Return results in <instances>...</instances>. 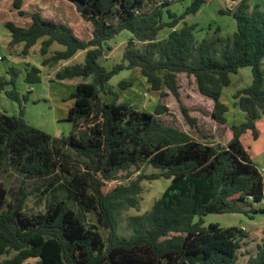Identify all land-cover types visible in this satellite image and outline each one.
Listing matches in <instances>:
<instances>
[{
    "label": "trees",
    "instance_id": "1",
    "mask_svg": "<svg viewBox=\"0 0 264 264\" xmlns=\"http://www.w3.org/2000/svg\"><path fill=\"white\" fill-rule=\"evenodd\" d=\"M69 1L92 23L89 38L79 37L68 24L36 10L25 26L4 22L10 42H23V53L39 40L42 64L69 60L84 51L82 61L59 65L55 80L91 79L76 82L70 92L73 103L67 119L72 127L67 134L52 136L22 114L0 110V177L8 166L22 176L15 189L0 179V254L8 255L0 264H24L28 258H34L31 264H264V241L244 261L239 259L245 239L254 238L248 229L222 226L218 221L205 224L203 219L211 212L249 216L264 212V207L253 205L264 198V177L242 143L247 130L258 136L256 120L264 114V11L256 6L250 10L246 0H239L234 8H220L235 17L236 29L222 36L217 26L214 35L195 41V25L187 24L184 17L207 0H192L180 13L165 8L166 3L140 11L142 0ZM21 3L13 0L17 8ZM181 19L182 25L175 27ZM165 26L172 28L166 37L158 38ZM122 29L131 32L123 61L107 68L99 57L110 47L108 39ZM135 39L143 44L136 46ZM53 42L62 48L46 55ZM244 65L251 66L252 81L233 93L234 105L244 112V119L226 127L225 143L196 139L163 122L159 114L168 110L163 102L153 111L142 110L105 88L120 69L139 67L151 89L165 95L166 87L185 120L196 126L197 117L189 113L179 93L177 74L185 72L193 75L197 90L213 100L210 115L224 123L228 106L220 98L222 88L230 83V74ZM39 72L37 65L30 64L25 81H39ZM14 79V75L9 80L0 78V91L17 99ZM6 83L12 88L6 89ZM118 84L125 87L131 81ZM101 91L112 94L111 99L100 100ZM141 161L158 170H141L104 190L107 180ZM158 177L170 181L149 209L131 215V232L120 233L117 215L138 204L142 179ZM30 178L36 183L27 188L25 180ZM35 192L45 195L46 207L28 212L26 199ZM72 199L95 213L96 221L107 230L106 237L95 224H86Z\"/></svg>",
    "mask_w": 264,
    "mask_h": 264
},
{
    "label": "rangeland",
    "instance_id": "2",
    "mask_svg": "<svg viewBox=\"0 0 264 264\" xmlns=\"http://www.w3.org/2000/svg\"><path fill=\"white\" fill-rule=\"evenodd\" d=\"M192 0H142L140 11L151 10L160 3H166L167 6L176 13H180L191 3ZM237 0H207L194 13L185 15L184 20L187 24H194L193 39L201 40L203 37H210L219 27V34L222 36L231 35L236 29V19L228 12H221L220 8H234ZM249 9L258 7L264 11V0H246ZM233 3V4H232ZM21 9L22 12L19 11ZM39 11L42 16L63 22L72 27L75 34L87 39L91 36L92 23L83 18L76 9L75 5L69 0H22L20 8L13 5V0H0V78L9 80L14 75V84L17 90L18 98L9 97L4 90L0 91V110H5L9 114H22L23 118L30 124L37 126L52 136L67 134L71 127L72 121L67 119V111L73 103L70 92L73 90L74 83L80 80H90L91 77L75 76L73 78H64L55 80L54 73L56 68L67 62L82 61L84 51H78L72 58L57 63L42 64L43 55L39 51V40L30 48L28 53H23V42L11 43L9 29L4 25L5 21H13L18 25H27L30 23V14L33 11ZM165 12V11H164ZM164 18L168 19L167 13ZM182 19L178 21L175 27L182 25ZM171 26L163 27L157 34L158 38L167 36ZM131 32L122 29L112 38L108 39L110 47L103 49L99 57L100 63L105 67L111 68L113 64L123 61V49L127 44V39ZM143 43L135 39V45L141 46ZM55 48H62V45L53 42L46 55L52 53ZM30 64L37 65L40 68V80L29 83L25 81V70ZM12 66L14 69H9ZM264 70V58H263ZM14 72V73H13ZM231 81L222 88L221 100L229 105V110L225 112L229 122H240L244 119V112L234 105L235 90L242 88L252 81V68L250 65L240 66L236 72L230 74ZM120 80H130L131 84L125 87L119 85ZM177 81L179 83V93L182 102L189 108V113L197 117L196 126L190 125L181 112L180 106L174 95L165 87L167 94L160 95L159 91L151 89L145 76L141 73L139 67L122 68L114 73L105 83V88H112L119 94V99L128 100L135 108L153 111L158 102H168V110L159 114L163 122L172 124L181 129H185L193 135L194 138L213 142L217 136L224 139L223 123L215 121L210 115L208 99H212L201 94L195 84L193 75H187L185 72H178ZM6 89L12 88L11 83L5 84ZM30 89V91H28ZM112 94L104 91L100 92V100L108 101ZM264 115V114H262ZM261 115V116H262ZM260 116V117H261ZM259 118H257L258 120ZM256 120V121H257ZM82 126V120H79ZM260 134L257 139L252 138L248 132L242 143L250 153V157L257 165L258 169L264 175V124L261 119L258 120ZM216 137V138H215ZM144 170L151 172L158 170L147 161H141L138 164H131L127 170L119 172L120 177L107 180L103 185L104 190H108L118 181H127L128 178L136 175L139 171ZM129 173L126 176V173ZM22 176L12 166L2 173L0 179L10 189L17 188ZM170 179L158 177L152 179H142V190L140 199L136 206L124 208L117 215V226L120 233L127 235L131 232L129 220L131 215L143 213L151 206L152 202L161 195ZM36 183V179L30 178L25 180V186L31 188ZM65 193V190H62ZM71 195V194H70ZM264 201V198L261 199ZM45 195L39 192L31 193L26 199L25 210L35 212L43 210L46 205ZM73 206L77 213L84 219L86 224H95L103 237H106L107 230L96 221V215L93 211H86L76 201L73 200ZM254 207L259 208L263 203H255ZM257 205V206H256ZM236 216V217H235ZM237 218V219H236ZM204 223L218 221L222 226L227 224L240 223L242 227L249 229L254 234V238H246L245 243L240 249V261H244L249 253L254 252L256 244L264 241V212H254L252 217L243 212H221L207 213L203 215ZM233 221V222H232ZM235 221V222H234ZM7 254H0V260ZM34 258H28L24 264H31Z\"/></svg>",
    "mask_w": 264,
    "mask_h": 264
},
{
    "label": "crops",
    "instance_id": "3",
    "mask_svg": "<svg viewBox=\"0 0 264 264\" xmlns=\"http://www.w3.org/2000/svg\"><path fill=\"white\" fill-rule=\"evenodd\" d=\"M238 1L239 0H237V1H235V2H237L238 3ZM236 3V4H237ZM233 4V3H232ZM236 6V5H235ZM234 6V7H235ZM230 7H232V5H230ZM52 19V18H51ZM53 20V19H52ZM55 21H57V20H55ZM74 87H75V83H74V85H73V89H74ZM208 102H209V109H210V111H211V109H212V107H213V100L211 101L210 99H208ZM165 104H167L168 105V102H166ZM228 106V109L226 110V112L229 110V105H227ZM226 114V113H225ZM227 116V115H226ZM226 122H224L223 124H222V126L224 127V134H223V137H224V139L222 140L221 138H219L218 136H217V139L214 141L213 140V142H222V143H225V131H226V127L230 124V123H232V122H229V119H228V117H226ZM259 119H261V121L263 122V124H264V115H262L261 117H259ZM258 119V120H259ZM258 120L256 121V126H257V128L258 129H260L259 127H258ZM185 130V129H184ZM186 131V130H185ZM188 132V131H187ZM250 133L251 134V132H250V130H247L246 132H245V134H244V136L247 134V133ZM191 134V133H190ZM259 134H260V130H259ZM259 134H258V136L257 137H253L252 136V134H251V136H252V138H254V139H257L258 137H259ZM192 135V134H191ZM193 136V135H192ZM244 136L242 137V138H244ZM216 138V137H215ZM250 154V153H249ZM261 174H262V172H261ZM263 175V174H262ZM263 177H264V175H263ZM255 206V205H254ZM257 206V205H256ZM239 213V212H238ZM236 217V216H235ZM250 217H252V216H250ZM237 219V218H236ZM233 222V221H232ZM235 222V221H234ZM220 223V222H219ZM221 224V223H220ZM222 225V224H221ZM227 225H241L240 223H238V222H236V223H232V224H227ZM249 230V229H248ZM249 233H250V230H249ZM252 234V233H251Z\"/></svg>",
    "mask_w": 264,
    "mask_h": 264
},
{
    "label": "built area",
    "instance_id": "4",
    "mask_svg": "<svg viewBox=\"0 0 264 264\" xmlns=\"http://www.w3.org/2000/svg\"><path fill=\"white\" fill-rule=\"evenodd\" d=\"M260 202L263 203V206H262V207H264V201H261V200H260V201H256L255 203H260ZM259 207H260V206H259Z\"/></svg>",
    "mask_w": 264,
    "mask_h": 264
}]
</instances>
